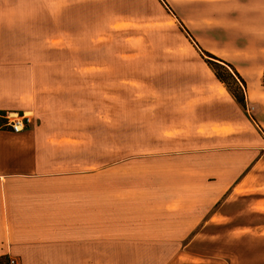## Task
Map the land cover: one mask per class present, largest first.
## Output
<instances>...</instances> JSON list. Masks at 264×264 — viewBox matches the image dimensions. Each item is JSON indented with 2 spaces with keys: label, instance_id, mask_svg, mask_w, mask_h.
I'll use <instances>...</instances> for the list:
<instances>
[{
  "label": "crops",
  "instance_id": "obj_1",
  "mask_svg": "<svg viewBox=\"0 0 264 264\" xmlns=\"http://www.w3.org/2000/svg\"><path fill=\"white\" fill-rule=\"evenodd\" d=\"M30 1L55 9L56 15L49 18L57 25L66 16L75 23V12L83 9L106 17L100 20L103 23H138L135 20L149 19L151 6L164 3L9 0L8 8L28 10ZM260 1H249L253 29L241 36L238 49L229 52L255 63L254 73L246 69L249 74L243 76L247 82L244 104L210 67L200 65L199 70L195 64L183 70L189 80H149L152 96L144 98L151 103L130 112L129 89H123L122 81L82 80L80 49L59 44L52 50L66 51L67 60L50 59L48 51L43 63H22L18 61L22 51L10 52L12 47H4L3 40L22 42L25 35L0 29V114L15 111L32 121L16 133L0 119V264L9 259L20 264L112 263L114 215L121 222L120 217L128 215V205L145 204L157 190L160 198L162 185L171 191L163 206L135 207L132 212L138 217L165 216L162 225L149 228L152 233L162 226L163 231L178 232L169 219L184 214V225L178 228L184 232V264H212L225 258L228 264H264V251L257 250L264 242V30L258 29L264 25V16H257L264 13L259 9L264 8V0ZM24 12V20L31 19L29 11ZM61 36L75 39L79 33L56 32L46 38L44 50L49 49L50 40H61ZM220 50L204 51L230 55ZM10 56L16 60L12 65L3 62ZM233 63L238 70L243 68L241 59ZM86 64L83 69L104 66ZM129 115L142 134L158 141L114 139V129H132ZM143 164L153 169L146 172L140 167ZM131 168H136L135 173ZM158 176L169 181L160 183ZM145 177L152 179L151 187ZM173 177L183 183L175 185ZM130 178H137V184L127 185ZM120 180L126 185L118 191ZM114 205L125 208L124 214L114 212ZM129 231L124 226L117 231L126 236L122 241H127ZM130 232L136 241L128 242L162 245L160 239H138L135 232L143 233L142 229ZM206 248L216 249V254L204 253ZM175 257L165 264L176 263Z\"/></svg>",
  "mask_w": 264,
  "mask_h": 264
},
{
  "label": "rangeland",
  "instance_id": "obj_2",
  "mask_svg": "<svg viewBox=\"0 0 264 264\" xmlns=\"http://www.w3.org/2000/svg\"><path fill=\"white\" fill-rule=\"evenodd\" d=\"M163 1L164 3L162 2L160 7L156 5L150 7V17L148 20H135L138 23H103V21L100 20H104L106 17H99L100 13L93 11V9H83L82 11L75 12V23L71 22L73 19L72 17L66 16L65 22L57 25L50 21L52 15H56L55 9L48 7L47 12L46 8L35 6L32 1H30L29 3L32 4L28 7V10L23 8L10 10L8 8L9 0H0V19L2 20L0 26L1 31L10 33L15 30L18 34H24L26 37L22 42L15 40L8 41V39L5 38L3 40L5 44L4 47L7 49L12 47L10 52L15 51L16 48L20 49L23 56L19 57L18 61L22 63H43L44 58L48 56V51L50 59L58 58L67 60L69 55L66 51L60 53L52 50L59 44H69L67 45L68 47L73 48L74 46L77 51L80 49L82 80L88 78L104 80L107 78L114 81V84L122 81L124 83L123 89H129V94L127 92L126 94L130 97L129 110L132 112L136 107L143 108L146 106V103H151V101L144 98L152 96V88L147 85L150 82L149 80L159 79L171 82L189 80V73L183 72V70L195 64V67L199 70L202 69L200 68L201 66L206 69L208 66L212 69L208 62L211 58L206 54L200 53V49L202 51L211 49L212 52L216 53L218 49L221 48V52L229 53L232 50L238 49L237 47L241 36L250 29H253L254 13L253 9L250 8L249 2L252 0ZM262 3L263 0L259 2V4ZM99 9L100 8L97 10L99 11ZM259 9L263 10L264 8L260 7ZM70 10L69 13L72 15V10ZM24 11H29L28 15L31 19L26 18V20H24L27 16ZM259 14L264 16L262 12L258 13L257 16H259ZM79 20L81 22H79ZM261 20L263 21V18H261ZM8 22L15 24L9 26ZM57 27L59 28L58 31ZM263 27L264 25L261 24L258 29L263 31ZM186 30L190 34H188ZM56 32L65 34L75 32L76 34L79 33V36H76L75 39H66V36H61V40H50L48 42L50 47L45 51L44 45L47 42L46 38L52 37ZM17 43L19 44L16 46ZM229 54L230 55L226 57L217 55L216 57L231 64L246 82L243 76L248 75L249 72H245V70L250 69L252 73H254L255 63L249 64L248 56L237 54L232 57L233 55L231 56V53ZM13 57L14 56H10L3 62L12 65L16 62ZM234 59H241L242 63L240 65H243V68H239L238 70L234 66ZM86 63L104 65L106 69L104 66L83 69V65L88 66ZM172 65H174L175 70H173L174 68L168 70L163 69L164 67H171ZM213 72L215 74V71L212 69V73ZM221 72L224 74L223 71ZM40 75L43 76L44 71H42ZM142 86L144 87L142 88ZM231 88L235 90V85L233 83H231ZM132 98L135 100H132ZM136 98L141 100L137 101ZM142 98H144V101H142ZM152 109L153 108H151L150 111ZM118 111H120V109H118ZM147 111H149V109ZM14 114L24 116L15 111L0 114V119L2 122L4 120L6 121L5 123L10 130L11 127L7 124V117L14 116ZM133 117L134 116L129 115L130 129H132L125 130V127L122 129L120 127L114 129V139L118 142L123 141L130 143H135L140 140L147 142H151L152 140L158 141V138L152 137V135L147 136L142 134L143 130L141 127H135L137 122H131ZM146 131L149 133V130ZM184 140L185 138L183 136L179 137L180 142ZM180 145L183 146V143H180ZM140 167L146 172H150L153 169L146 164L140 165ZM156 167L160 169L159 166ZM135 169L136 168H131L129 170H134L135 173ZM157 179L160 183L169 181L167 177L165 178L163 176H158ZM172 180L175 185L183 183V179L179 177H173ZM145 181H149L150 185H148L151 187L152 179L146 178ZM119 182H121V185L117 187L118 191L121 190V187L126 185L123 180ZM128 182L129 184L127 185H136L137 178H130ZM115 191L117 190L115 189ZM157 192L159 194L158 190ZM168 192L171 191H168L166 185H162L160 198H158L157 194L145 204L138 203V205H136V203L134 205H128L129 207L125 211L128 215L120 217L122 218L121 222L118 221L117 215H114L113 227L116 238H114V245L112 249H110L112 263L108 264H165L173 259L175 255L177 262L171 264H184L185 249L181 246L184 243V232H180V229L184 225V214L169 219L173 221L170 224L175 223L178 228H180H177L178 232L163 231L162 226L161 231L152 233L149 228H151L152 225H162L165 216L155 215L138 217L132 212L135 207L158 206V203L163 206L168 201ZM124 209L125 208L122 206L114 205V212L117 214H124ZM123 226L130 231L142 229L143 233L135 232L139 234L137 237L138 239H160L162 245L148 247L145 244L138 245L139 242H128L129 240L136 241L135 235H132L130 231L128 232L129 235H127V241L124 242L122 239L126 236L123 234L118 235L117 233ZM148 236L151 237L148 238ZM124 243L127 244V247L122 246ZM174 243H177V245H174ZM257 250L264 251V242L262 243V249ZM204 253L215 255L216 249L206 248L204 249ZM222 260L223 259H220L218 263L213 262L212 264H228L227 258L223 260L224 262H222ZM10 261L11 259L4 261L2 264H11Z\"/></svg>",
  "mask_w": 264,
  "mask_h": 264
},
{
  "label": "trees",
  "instance_id": "obj_3",
  "mask_svg": "<svg viewBox=\"0 0 264 264\" xmlns=\"http://www.w3.org/2000/svg\"><path fill=\"white\" fill-rule=\"evenodd\" d=\"M186 32L190 34L187 30ZM203 53L211 58V60L208 62L215 71L218 80L226 85L228 90L233 94L238 102L244 104L246 99V82L241 78L236 69L231 64L219 59L214 55L206 53L205 51H203ZM221 71H223L224 74ZM231 83L235 85V90L231 88Z\"/></svg>",
  "mask_w": 264,
  "mask_h": 264
},
{
  "label": "built area",
  "instance_id": "obj_4",
  "mask_svg": "<svg viewBox=\"0 0 264 264\" xmlns=\"http://www.w3.org/2000/svg\"><path fill=\"white\" fill-rule=\"evenodd\" d=\"M31 119L28 116H21L19 114H14V116L7 117V124L11 127V130L18 133L21 132L28 124ZM11 264H20L15 259H11Z\"/></svg>",
  "mask_w": 264,
  "mask_h": 264
}]
</instances>
